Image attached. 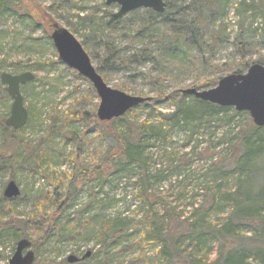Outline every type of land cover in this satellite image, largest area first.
<instances>
[{
  "label": "rangeland",
  "instance_id": "rangeland-1",
  "mask_svg": "<svg viewBox=\"0 0 264 264\" xmlns=\"http://www.w3.org/2000/svg\"><path fill=\"white\" fill-rule=\"evenodd\" d=\"M4 1L6 8L0 14V74H19L20 71H16L19 66L24 72L34 74L36 80L21 89L29 121L15 141L20 143H16L15 148L22 161L30 157L32 170L17 169L11 179L7 171L0 173V198L11 180L21 192L11 213L5 211L2 208L4 203L0 202V232H4L6 224L12 220L16 222V228L30 216L39 220V204L43 205L42 212L53 213L55 204L51 195H54L58 203L65 206L63 200L67 198V205H70L62 215L59 216V211L55 214L62 224L88 218H93L94 229L103 219L118 218L136 223L144 211L151 209L161 214L167 204L173 209L171 217L174 221L170 226H164V234L168 231L181 233L190 222L186 220L191 206L198 207L205 198L209 199V188L215 184L211 165L221 162L224 168L230 167L237 136L240 130L249 127V115L246 112L234 115L235 110L229 107L227 111L211 116L208 122L192 120L185 126H172L165 118L162 122L157 112L149 119L148 111H141L120 127L96 126L89 121L87 114L94 111L96 116L99 99L87 80L61 61L57 62L50 34L54 26L69 31L85 52L88 51L91 64L97 70L108 56V46L126 51L134 48L127 43L126 33L109 24L117 6H106L105 0ZM239 1L218 0L216 19L209 26V33H220L221 41L213 53V61L218 65L237 63L242 58L241 50L245 52L244 62L250 66L264 59V9L239 15L235 10ZM30 9L34 13L42 12L50 20L48 32L42 25L37 26ZM45 63L51 65L45 66ZM152 71L148 65L133 69L136 77L123 71H111L106 75V84L112 89L116 86L129 89L125 93L131 96L152 98L155 87L142 77ZM199 77L200 74L195 72L180 73L165 80L160 88L167 92L189 88L206 90L197 89ZM10 105L11 100H5L0 91V117L6 114ZM70 110L76 117L83 115V118L64 124L61 118ZM159 111L168 115L173 106L165 104ZM145 121L152 123L150 132H147L149 139H140L138 147L131 145L134 155L131 151L125 153L121 143L128 138L133 145L136 144L139 135L147 130L141 126ZM51 127L52 138L47 143ZM1 148L5 150L7 146L0 133ZM135 153H139L138 156ZM36 154L41 157L38 159ZM73 154L78 155L81 171H74L66 159ZM234 177L221 183L223 190L235 188ZM54 185H57L56 193ZM144 189L153 203L151 207L139 198ZM87 204L90 205L85 207ZM227 212L226 206L221 208L216 216L209 218V222H221ZM28 232L34 234L33 230ZM139 232L140 229L136 232L130 230L127 240L122 235L108 244L97 241L88 231L81 239L51 241L40 246L37 252L33 248L31 251L36 264L39 261L59 263L69 256L82 259L76 264H130L141 251L151 264L161 247L151 243L142 250L140 245L131 242L129 236H137ZM15 246L16 242L10 237L1 241L0 264L8 263ZM217 247L216 242L210 245L209 261ZM177 252H171V264H182L183 259L190 257L189 242L181 240Z\"/></svg>",
  "mask_w": 264,
  "mask_h": 264
},
{
  "label": "trees",
  "instance_id": "trees-1",
  "mask_svg": "<svg viewBox=\"0 0 264 264\" xmlns=\"http://www.w3.org/2000/svg\"><path fill=\"white\" fill-rule=\"evenodd\" d=\"M164 1L166 9L163 14L140 9L121 18L110 16L109 24L111 27L119 28L123 33H126L124 36L127 43L133 45L134 48L126 51L127 49L119 50L108 46V56L104 58L100 68L96 70L97 73L102 72L100 73L101 77L106 83V75L111 71H123L135 76L133 69L148 65L152 67L153 71L141 76L153 88L155 87V93L148 101L110 122H98L94 111L92 114H87L89 121L96 126L103 128L120 127L123 123L129 122V117L141 111H148L149 119L154 112H157L161 116L162 122L165 118L172 126H185L188 121L192 120L200 123L202 121L208 122L211 116L228 110V108L218 107L197 100L192 96L184 95L181 90L173 89L171 92H167L160 88L161 84L169 78L180 73L195 72L200 74L197 89H209L217 84L220 76L242 74L250 66L244 62L245 52L242 50L239 51L242 53V58L237 63L218 65L213 61V53L221 40L220 33L216 35L209 33V26L216 19L218 0ZM5 5V1L0 0V14L6 8ZM261 9H264V0H240L235 5V10L239 15L247 12L253 13L257 10L261 11ZM30 14L37 21H35L37 26L42 25L45 31L50 30V20L42 12L34 13L32 11ZM86 52L88 51L86 50ZM57 62L60 63L59 58ZM258 63L264 66V59ZM43 65H51V63ZM16 67V71L24 72L23 68ZM23 88L24 86L21 87V89ZM115 89L126 93L130 91L129 89L122 90L121 86H116ZM0 91L4 99L9 101L10 98L6 89L1 87ZM165 104L173 106V111L168 115H163L159 111ZM71 112L70 110L69 113H65L61 122L68 124L73 120L83 118V115L78 118ZM7 113L9 114L8 107ZM233 113L234 115L237 114L236 111ZM6 114L0 117V133L4 136L7 146L5 150L0 149V173L7 171L11 179L15 177L17 169L23 170L25 168V170L31 171L32 162L30 157H25V160L22 161L15 148L16 138L26 128L27 124L20 130L8 128L5 125ZM204 118L206 120H203ZM247 121L249 127L240 130L237 136V144L233 148L230 167L224 168L221 162L211 165L215 173V184L209 188V199L205 198L198 207L191 206L192 210L186 220L190 222L181 233L171 234L168 231L167 234H164V226H170V223L174 221L171 217L173 209L167 204H165L161 214L151 209L144 211L140 221L136 223L133 220L123 221L118 218L103 219L94 229L93 218H88L84 221L78 219L73 224H62L55 214L59 211V216L62 215V212L70 205H67V198L63 200L66 203L64 206L62 203H58L59 200L54 195H51L55 204L53 213L42 212L40 209L43 208V205L39 204L37 207L40 219L37 220L30 216L27 221L21 222L22 226L17 228L14 220L8 222L6 230L0 232V243L8 237L16 243L21 239H26L30 241L31 248L37 252L40 246L51 241L55 243L65 239L78 240L87 235L88 231L97 241L109 244L122 235L123 239L127 240V234L130 230L136 232L140 229L137 236L129 234L132 237V243L140 245L142 250L151 243L161 247L156 251V258L151 260V264H171V252L178 253L177 247L181 240L189 242L191 252L190 257L186 260L183 259L182 264H264V127L253 126L249 117H247ZM151 124L149 121L142 123L141 126L148 131H143L142 135H139L136 144L133 145L128 138L123 140L121 145L125 153L130 152L132 146L138 147L140 139H149L150 134L147 132H150ZM161 125L166 126V124ZM52 133L53 128L51 127L47 143L50 142ZM86 133L89 132L86 131ZM132 154L134 155L133 152ZM138 154L135 153L137 156ZM137 156L135 158H138ZM36 157L39 159L41 155L36 154ZM66 159L73 165L74 171H81V163L77 160V154L70 155ZM37 167L38 165L35 164V169ZM229 177H234L235 188L223 190L221 183H225ZM54 187V193H56L57 185ZM19 197L7 200L2 195L0 198V202L4 203L2 208L9 213L13 212L14 203L19 201ZM139 198L143 203L150 204V207L153 204L148 199L145 189L140 192ZM46 200L47 197L44 201ZM88 205L90 204L85 207ZM225 206L228 212L221 222H209V218L216 216L219 210ZM30 229L34 231V234L28 232V230L31 231ZM213 242H216L218 247L212 260L209 261L208 253ZM129 263L149 264V261L144 251H141ZM34 264L36 263L34 262ZM39 264L68 263L64 260L59 263L39 261Z\"/></svg>",
  "mask_w": 264,
  "mask_h": 264
},
{
  "label": "water",
  "instance_id": "water-1",
  "mask_svg": "<svg viewBox=\"0 0 264 264\" xmlns=\"http://www.w3.org/2000/svg\"><path fill=\"white\" fill-rule=\"evenodd\" d=\"M105 5L117 6L118 10L112 15L113 18H121L140 9L163 14L166 9L164 0H105ZM50 39L59 60L87 80L94 89L99 99L96 110V117L99 122H110L122 117L128 111L148 101L149 98L131 96L109 87L91 64L82 45L66 29L54 26ZM34 79L35 76L31 72L19 74L4 72L0 74V84L5 87L11 100L9 115L5 119L6 127L20 130L27 124L28 111L24 105L21 87L31 83ZM181 92L218 107H231L236 112H246L255 127H264V67L259 64L251 65L243 74H229L220 78L217 84L210 89L199 91L189 88ZM19 195V187L14 181H9L3 189V197L10 200ZM80 260L82 259L69 256L67 263L75 264ZM33 263L34 253L31 251V243L26 239L19 240L7 264Z\"/></svg>",
  "mask_w": 264,
  "mask_h": 264
},
{
  "label": "bare ground",
  "instance_id": "bare-ground-1",
  "mask_svg": "<svg viewBox=\"0 0 264 264\" xmlns=\"http://www.w3.org/2000/svg\"><path fill=\"white\" fill-rule=\"evenodd\" d=\"M15 183H16V182H15ZM16 185H17V184H16ZM17 186H18V185H17ZM2 195H3V193H2ZM20 195H21V192H20ZM20 195H19V196H20ZM19 196H18V197H19ZM18 197H17V198H18ZM14 199H15V198H14ZM7 200H8V199H7ZM10 200H11V199H10ZM29 242H30V241H29ZM66 261H67V259H66ZM75 264H76V263H75Z\"/></svg>",
  "mask_w": 264,
  "mask_h": 264
}]
</instances>
